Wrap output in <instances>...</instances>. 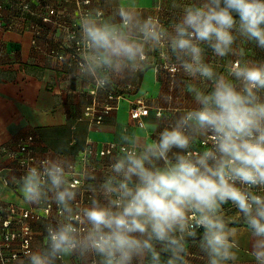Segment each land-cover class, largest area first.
<instances>
[{
    "label": "clouds",
    "instance_id": "9594fccd",
    "mask_svg": "<svg viewBox=\"0 0 264 264\" xmlns=\"http://www.w3.org/2000/svg\"><path fill=\"white\" fill-rule=\"evenodd\" d=\"M116 15L119 23L101 19L99 10L81 18L82 78L105 89L139 71L149 50L166 46L179 69L209 81L211 90L190 86L197 106L155 140L122 130L120 154L91 188L86 207H74L71 160L46 158L28 168L20 178L24 199L37 205L51 199L60 218L46 226V246L25 253L26 264H57L69 256L82 264L92 257L96 264H189L185 245L199 229L207 264H235L237 232L223 216L229 202L251 235L256 264H264V194L257 191L264 189V62L237 59L226 78L205 62L202 47L225 57L236 54L233 45L243 38L264 49V0L186 5L171 31L134 5L117 8ZM201 138L211 147L196 150Z\"/></svg>",
    "mask_w": 264,
    "mask_h": 264
},
{
    "label": "crops",
    "instance_id": "0c3cea01",
    "mask_svg": "<svg viewBox=\"0 0 264 264\" xmlns=\"http://www.w3.org/2000/svg\"><path fill=\"white\" fill-rule=\"evenodd\" d=\"M65 2L30 0L31 9L26 10L22 18L13 11L7 12L13 27L0 29V203H12L20 209L36 212H44L42 203L31 204L24 199L19 166L6 152L18 150L20 137L33 134L39 156L67 158L88 177L89 192L86 195L81 192L84 199L82 208L90 204L91 188L99 187L109 172L111 162L120 154V151L105 156L95 154L84 161L82 155L88 145L100 150L110 142L121 144L122 130L149 141L155 140L160 131L172 126L179 115L197 106L189 91L190 86L211 90L209 81L189 77L182 69L171 77L165 66L176 63L175 57L169 48L162 46L148 51L146 63L139 71L112 83L120 95L118 108L110 112L102 125H91L83 118V112L92 102L93 82L80 76L77 64L59 61L48 54L52 45L63 43L67 47L64 30L58 23L71 20L75 4ZM199 3L201 0H92L89 7L93 14L101 11V19L119 23L117 8L134 5L142 17L156 18L171 31L182 16L183 8ZM63 4L68 6L67 17L56 16L48 23L42 21V16L48 11L47 5L57 7ZM236 18L238 20V16ZM36 26L41 27L38 34ZM35 38L36 43L33 42ZM202 47L205 49V62L226 78H231L230 69L237 59L264 62V49L243 38L237 39L233 45L236 54L230 53L225 57L217 56L207 45ZM141 96L146 98L151 113L144 116L139 125L131 118L130 109L133 101ZM101 97L104 99L106 96L102 94ZM201 140L195 149H202ZM176 151L179 150L173 149ZM47 202L55 206L51 214L38 221H30L34 231V250L46 246V226L55 224L60 218L54 201L49 199ZM223 216L228 226L237 232L238 248L234 251L238 259L235 264H256L251 254L252 238L242 215L229 202L223 205ZM185 246L189 264H207V257L199 248L198 237L187 240ZM26 259L19 260L17 264H26ZM57 264L82 262L76 256H69L58 260ZM87 264H96V258H90Z\"/></svg>",
    "mask_w": 264,
    "mask_h": 264
},
{
    "label": "built area",
    "instance_id": "2783aa9c",
    "mask_svg": "<svg viewBox=\"0 0 264 264\" xmlns=\"http://www.w3.org/2000/svg\"><path fill=\"white\" fill-rule=\"evenodd\" d=\"M74 2V15L69 21L58 23L59 27L64 30L65 38L67 39V47L64 44L52 45L48 50L50 57L59 61H64L68 64H77L81 61L84 54L83 46L80 42V20L86 14H93L89 5L92 0H66L65 3ZM30 0H0V29H8L13 27V21L7 14L8 11H13L19 18H22L26 10L31 9ZM66 4L61 6L47 5V13L42 16L44 23L51 22L56 16L67 17ZM15 24V23H14ZM37 34L40 33L41 27L36 26ZM69 36H74V39H69ZM34 43L37 42L35 38ZM169 69L171 77H175L181 70L176 63L165 66ZM106 97L102 99L101 95ZM93 98L83 112V118L93 126H100L105 122L107 116L114 109L118 108V100L120 95L117 93V88L111 84L105 89H97L93 83ZM150 112V105L146 98L141 96L133 101L130 109L131 118L142 124V118ZM158 114H162L158 111ZM35 136L33 134L20 137L17 146V151H6L16 162L18 170L23 176L28 168L38 166L40 161L50 158L49 156H39L35 150ZM202 151L205 147H211V142L207 138L201 140ZM121 150V144L110 142L100 150H97L92 145H88L82 155V159L87 161L90 156L95 154L105 156L113 154ZM70 182L77 189V198L74 206L81 207L84 199L81 197V192L85 195L88 190V177L73 164L72 172L70 173ZM258 193L264 194V189H258ZM54 204L49 202L42 203L44 212H36L26 209H20L16 205L0 203V264H17L21 259H25V253L33 249L34 231L30 223L31 220H40L44 216H49L54 209ZM57 208V205H56ZM58 210V208H57ZM59 211V210H58ZM200 230V229H199Z\"/></svg>",
    "mask_w": 264,
    "mask_h": 264
},
{
    "label": "trees",
    "instance_id": "16d2710c",
    "mask_svg": "<svg viewBox=\"0 0 264 264\" xmlns=\"http://www.w3.org/2000/svg\"><path fill=\"white\" fill-rule=\"evenodd\" d=\"M202 232H203V229L198 230V235H197L198 238H199L200 235H202ZM161 258H162L163 261L166 262L167 255L166 254H162V257Z\"/></svg>",
    "mask_w": 264,
    "mask_h": 264
}]
</instances>
